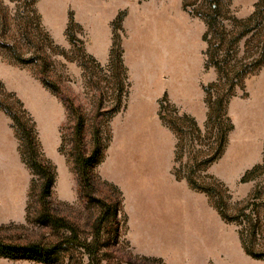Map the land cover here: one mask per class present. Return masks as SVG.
I'll use <instances>...</instances> for the list:
<instances>
[{
    "label": "trees",
    "instance_id": "obj_1",
    "mask_svg": "<svg viewBox=\"0 0 264 264\" xmlns=\"http://www.w3.org/2000/svg\"><path fill=\"white\" fill-rule=\"evenodd\" d=\"M36 2L37 0H23L21 5H15L10 10L0 0V54L8 63L35 66L37 68L35 75L42 86L60 97L66 113V124L60 127L58 151L71 164L76 177L77 192L84 199L85 207H95L97 213L91 222L89 237H80L79 227L68 218L57 214L51 200L56 177L55 166L42 151L31 114L16 94L6 91L0 82V110L11 121V127L18 142L20 159L31 174L25 221L45 228L50 233L59 230L67 232L58 240L22 244L9 241L0 234V258L8 260L27 258L42 264H105V261L106 264H111L113 262H110L111 260L120 262L122 258L114 256L110 251L103 253V250L117 249L115 248L118 245L117 213L122 209V194L115 185L101 179L96 168L103 161L111 141L109 122L125 107L129 89L127 72L122 59L121 37L117 33L118 30L122 31L121 22L124 11L119 12L111 22L112 44L105 69L94 57L79 47L82 57L100 66L102 70L113 72L115 79L111 105L105 108L103 97L100 96L96 108L88 114L72 98L63 95L57 81L51 78V56L54 53L67 57V52L56 45L42 29L35 7ZM187 6L189 4L184 1L185 10ZM200 8L199 11L192 9L189 13L199 16L205 24L202 35L206 43L204 67H211L216 72L215 80L203 87L208 108L204 128L212 130L211 136L215 142L214 152L210 156L203 157L197 164L201 170H204L207 165L222 155L227 134L233 129L226 107L229 100L236 94L235 88L244 89L246 77L264 66V0H257L252 12L245 18L232 15L229 9L225 8L222 0H201ZM19 14L33 20L34 25L29 31L31 22L29 24L27 21L24 22L18 28V40L10 41L9 36L6 35L11 27L10 20L15 19L14 17ZM75 26L79 25L69 12L65 35L71 44L77 40L71 31ZM28 44L32 50L27 51L29 53L26 57L21 48ZM80 64L86 70L84 61ZM169 107L173 108V113L179 112L170 106L165 97L161 98L157 114L166 127L180 133L182 138L185 136L183 128L200 133L195 120L185 113L178 114L174 120H168L166 113ZM175 122H181L183 128H174ZM185 168L187 172L184 174L173 171L175 178L185 179L191 189L205 193L224 222L239 226L237 232L244 252L252 258L264 261V225L263 217L257 210V193L250 194L247 200H244L243 204L236 209L231 203L230 192L222 181L208 174L202 177L195 175L192 165H186ZM263 172L264 146L262 163L245 170L239 181L253 180ZM100 187H107L109 190L107 196L100 195ZM32 197L34 202L31 201ZM230 207L236 209L237 213H228L227 210ZM239 217L245 219L244 222L242 221L243 225ZM8 227L10 225H0V229ZM75 249L80 256L72 253ZM83 255L86 259H83ZM135 259L141 261L139 264H164L161 259L154 257L139 256Z\"/></svg>",
    "mask_w": 264,
    "mask_h": 264
},
{
    "label": "crops",
    "instance_id": "obj_2",
    "mask_svg": "<svg viewBox=\"0 0 264 264\" xmlns=\"http://www.w3.org/2000/svg\"><path fill=\"white\" fill-rule=\"evenodd\" d=\"M183 2L107 0L101 1L100 6L85 3L89 16V21H85L89 25L86 50L101 64L108 61L111 22L124 11L121 47L129 89L122 110L126 111L117 120L113 136L111 132V141L96 168L97 173L121 191L127 224L125 236L135 253L159 258L164 264H264L263 260L244 252L238 233L222 221L204 193L191 189L185 179L178 180L172 173L173 135L158 117L159 101L165 97L170 106L191 116L201 128L208 109L203 87L216 78L213 68L204 67L205 24L186 12ZM74 18L79 21L76 13ZM130 96L136 99V115L121 124V118L131 110L127 109ZM260 98L264 109L263 81ZM12 132L10 119L0 110V211L10 220L17 217L23 220L28 200L27 179L22 187L20 171L25 165ZM160 147L167 148L169 153L164 168H159ZM228 150L229 147L224 158ZM236 157L232 166L228 159L221 171L214 161L207 172L229 187L235 185L248 167L236 171V165L249 161L250 151L242 148ZM262 159L263 154L255 162ZM248 189L241 187V195Z\"/></svg>",
    "mask_w": 264,
    "mask_h": 264
},
{
    "label": "rangeland",
    "instance_id": "obj_3",
    "mask_svg": "<svg viewBox=\"0 0 264 264\" xmlns=\"http://www.w3.org/2000/svg\"><path fill=\"white\" fill-rule=\"evenodd\" d=\"M2 1L10 8V10H12L15 5H21L23 0ZM101 1L105 2L107 0H37L35 4L40 17V25L42 29L49 35L56 45H59L67 52V57L54 53L51 56V78L57 81L63 95H68L72 98L74 102L88 114H91L94 111L97 105V100L100 96L103 97V106H105V108L111 105V100L115 90L113 72L100 69V66L105 69L106 64L97 62L100 65L97 66L96 64L90 62L87 58L82 57L79 51V47H82V49L89 54L86 50L88 42L87 39H89V25L85 24V21H89V16L87 14L88 11H86L85 3L90 2L100 6L98 4L101 3ZM184 1L189 4L185 10L186 12H192V9H194V11L197 9L198 11L201 10V0ZM222 1L225 4V8L229 9L232 15L238 18H245L252 12L254 3L257 0ZM69 12L72 13L74 20L76 13L77 18L80 21H75L79 26H75L71 30L77 39L72 44L68 41L65 35V27L68 20L67 14ZM189 14L193 18L201 19L195 14ZM14 18L15 19L10 20L11 27L6 33V35L9 36L10 41H13L14 39L18 40V28L20 25H23L24 22L26 23L27 21L28 24L31 22L29 31L34 25L33 20L31 21L30 19H26L22 14H19ZM117 33L121 37L122 31L118 30ZM21 49L25 52V55H27L26 57H28L29 53L27 51L32 50L29 44L22 46ZM83 61L86 64V70L80 64ZM263 67L256 73L246 77L244 81V89L235 88L236 94L228 102L226 107L227 115L230 117L233 129L227 134L226 145L222 155L215 160L218 163L217 169L219 171L226 167L225 165L228 162V159L229 165L232 166L234 164L233 159L237 158L236 156L239 155L240 149L242 148H246L250 151L251 158L249 161L244 162L243 165H236V171L241 169L243 166L248 165L240 176L245 170L262 163H257L255 160L260 155L262 157V148L264 146V109H261L263 108V105L260 98V83L261 81L264 82ZM36 70L37 68L31 64L16 65L8 63L6 58L0 54V82H2L6 91L12 92L13 88L17 89L18 92H14L22 100L23 105L34 119L38 138L44 143L41 145L42 151L55 166L56 180L51 192V200L56 207V212L58 215L68 218L74 225L79 227L78 233L80 237H89L91 233L90 225L97 213V209L95 207H85L84 199L77 192L76 177L71 168V164L66 160L65 156L58 151L60 127L66 124L65 109L60 97L50 93L41 85L35 75ZM130 98L131 101H129L127 109L131 110L125 118H121V124L133 119L136 115V109L134 106L136 99L133 96H130ZM125 111L126 110L120 111L110 121L109 127L112 132V136L117 120L124 116ZM178 114L180 113H173V108L169 107L167 108L166 118L168 120H174ZM181 124V122H175L173 123V126L174 128H183ZM170 131L173 135L172 173L173 171H179L181 174H184L187 172V168H185L186 165H192L194 166L195 175L200 177L204 174L211 175L207 172V168L210 164L207 165L204 170H201V167L197 166V164L203 159V157L210 156L214 152L215 142L213 141V136H211L212 130L210 128L205 129L204 125L200 128V133L191 131L188 128H183V131L185 132L184 138H182V135H180L177 131ZM228 147L229 150L224 158L223 155ZM157 153L162 159V162L159 163V168H164V164L166 160L168 161L169 157L168 149H162L160 147L157 150ZM235 161L239 162V160ZM23 167L20 171V176L22 177V183H20V185L24 187V179L26 177L28 192L31 174H29L28 170L25 172L24 169L26 167ZM25 173L27 174L25 175ZM240 176L237 179L238 181L235 182V185L233 184L230 187L222 181L230 192L233 207L237 209L243 204L242 202L244 200H247L250 194L256 192L258 203L257 210L263 217L264 172L259 174L253 180L244 182L246 186L242 185L241 183L243 182L239 181ZM206 181L208 182V180ZM241 187H245L246 189L249 188L248 191H244L246 193L242 194L243 196L241 195ZM99 193L102 197H105L108 195L109 190L107 187H100ZM205 196L207 197L206 194ZM31 201L34 202V197H32ZM18 208L19 207H17L15 211L18 212ZM236 209H232L230 207L227 212L236 214ZM2 213L3 211H0V225H10V227L0 229V234L5 239L15 243H44L50 240H58L62 235L67 234V232L63 230L50 233L45 228L38 227L33 223H27L25 219L21 220L17 217L16 220H10L7 217H3ZM117 219L118 245L115 246L117 249L114 248L115 251L112 249H104L103 253L110 251V253L114 256L122 258L120 262L111 260L110 262L113 261L111 264L141 263V261L139 259H135V257L139 258V256L143 255L135 253L126 239V215L122 209L118 211ZM243 220L245 219L239 217V221H241L242 225L244 222ZM226 224L235 229V232L239 229V226L236 224ZM72 253L80 256L78 250L76 249L72 250ZM82 257L83 259H86L85 255ZM128 261L131 262L128 263ZM0 264L42 263H38L27 258L19 260H8L2 258L0 259Z\"/></svg>",
    "mask_w": 264,
    "mask_h": 264
}]
</instances>
